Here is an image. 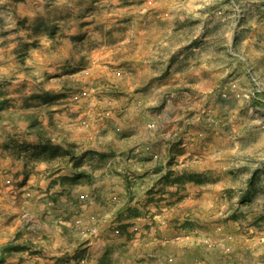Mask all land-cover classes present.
<instances>
[{
	"label": "rangeland",
	"instance_id": "374dc122",
	"mask_svg": "<svg viewBox=\"0 0 264 264\" xmlns=\"http://www.w3.org/2000/svg\"><path fill=\"white\" fill-rule=\"evenodd\" d=\"M150 63L160 68L140 70ZM160 71L167 80L151 85ZM141 72L144 99L135 97ZM183 81L184 94L176 90ZM168 82L170 93L151 89ZM0 102V248L15 236L33 241V254L0 264H68L60 253L74 233L100 238L104 219L53 212L54 192L44 195L54 189L50 178L73 162L39 153L40 142L72 145L77 159L87 152L80 166L108 170L117 156H133L127 143L173 139V166L204 157L214 135L215 160L193 181L201 185L191 182L172 201L198 208L187 211L191 234L180 238L204 236L225 253L242 244L264 259V0H0ZM103 143L122 153L102 154ZM167 204L142 218L160 226L188 217ZM114 223L108 218L118 235Z\"/></svg>",
	"mask_w": 264,
	"mask_h": 264
},
{
	"label": "crops",
	"instance_id": "0c3cea01",
	"mask_svg": "<svg viewBox=\"0 0 264 264\" xmlns=\"http://www.w3.org/2000/svg\"><path fill=\"white\" fill-rule=\"evenodd\" d=\"M139 67L141 71L147 68L150 72L155 67L160 68L159 65L153 63L141 64ZM162 67L167 68L166 65ZM164 73V71H160L158 74H150V84L154 85L162 79L167 80L163 77ZM140 74L141 77L136 83L138 87L135 97L144 99L148 94L146 84L149 81L144 82L142 80L144 73ZM187 80H189V76L185 82ZM183 83L184 81L176 89L182 94H184ZM170 84L168 82L151 89L155 93L158 92V95L164 92L170 93L172 92ZM154 122L157 124L156 119ZM182 127H184L183 124ZM212 141L213 143H207V147L203 148H207L206 152L202 150L204 157L193 159L192 162L185 160L183 164L179 165L171 166L170 163H166L170 148L175 144L172 143V139L171 143H127L124 149L134 148L133 156H117L114 159L118 164L113 162V166L108 170L103 167L96 169L91 162H88L87 166L78 168L69 164L68 168L59 169L49 181V183L52 182L50 187L54 189L44 194L48 197L54 192L50 198L59 206H54L53 212L70 209L78 214L76 219L81 218L86 224L92 223L89 219L92 216L96 219H104L100 225V238L94 241V239L82 238L74 233L76 237H74V243L67 250H62L60 253L62 258L64 257L68 264H264L262 256H257L258 253H252L253 249L250 250L242 244L232 247L230 253H225L221 247L204 245V236L195 238L187 235L183 237L187 239L186 241L180 238L185 233L191 234L186 228L193 226L189 222H194V220L188 216L187 211L193 212L198 208H190L194 203H186L184 201L186 198H183L184 202L182 201L181 204L172 201L175 198L180 199L184 186L188 188L191 182L196 179L203 180L202 175H205L208 170L205 160L214 162L213 153L220 146V143H215V135ZM197 144L195 143V146H200ZM193 145L190 144L188 149H194ZM103 147L105 149L101 150L102 154L118 155L122 153L119 148L116 150L113 143H103ZM154 153L159 156L158 160L152 159ZM179 159L183 160L184 158ZM78 172H83L85 176L74 182L73 177ZM180 174H193L195 177L193 181L172 183L175 176ZM128 180L131 181L128 182ZM173 185H176L174 192L171 190ZM232 189L233 187L229 190L232 191ZM234 191L237 194L236 189H233ZM212 193L214 196L222 195L219 189L212 190ZM244 194H246L245 190L240 192L241 196ZM163 202L168 203L166 210L172 211L178 205L177 208L185 211L184 214L188 217H174L172 222L167 219L166 224L160 226L153 218L151 221L142 218L143 211L151 210ZM128 209H134L136 214L128 216L125 214L128 213ZM108 218L115 219L114 225L120 230V234L112 233L107 224ZM195 222L198 223V221ZM150 228L152 234L146 236L148 233L145 229ZM137 230L140 232L138 236H135ZM215 242L217 244L218 241ZM31 243L33 244V241ZM45 243H40L38 249L44 251ZM47 248L49 249L50 246ZM52 259L57 260V258ZM37 264L45 263L39 261Z\"/></svg>",
	"mask_w": 264,
	"mask_h": 264
},
{
	"label": "trees",
	"instance_id": "16d2710c",
	"mask_svg": "<svg viewBox=\"0 0 264 264\" xmlns=\"http://www.w3.org/2000/svg\"><path fill=\"white\" fill-rule=\"evenodd\" d=\"M3 108V103L0 102V110ZM36 127L35 123H32L29 125V129L33 130ZM39 153L41 154H46L49 158L54 157L57 154H60L61 156L67 157V160L69 162H73V166L75 168H78L81 165V162L84 161L83 155L86 154L87 152H84L82 154V157L80 156V159H77V156L75 155L74 147L72 145H69L67 147H62L61 145H54L50 143V141H42L40 142V146L38 148ZM82 176H85L83 172H78L77 175L73 177V181L75 182L76 180L82 178ZM195 175L193 174H180L176 175L175 178L173 179L172 183H179V182H186V181H193ZM52 184V182H51ZM128 213H135L134 209H128ZM136 214V213H135ZM19 237L15 236L14 239L5 244L0 248V263H4L5 259L7 256L15 254V253H20L23 254L26 252L31 255L33 254L31 252L33 245L31 246V243H29V240H23L21 242L18 241ZM39 254V253H38ZM35 262L34 264H36Z\"/></svg>",
	"mask_w": 264,
	"mask_h": 264
}]
</instances>
